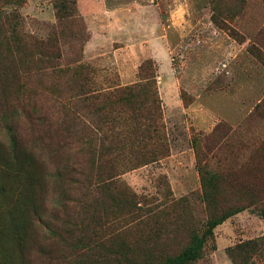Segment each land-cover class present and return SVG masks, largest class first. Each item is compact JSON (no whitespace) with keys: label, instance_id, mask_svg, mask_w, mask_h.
Segmentation results:
<instances>
[{"label":"rangeland","instance_id":"rangeland-1","mask_svg":"<svg viewBox=\"0 0 264 264\" xmlns=\"http://www.w3.org/2000/svg\"><path fill=\"white\" fill-rule=\"evenodd\" d=\"M60 3L0 0V264H264V0Z\"/></svg>","mask_w":264,"mask_h":264},{"label":"trees","instance_id":"trees-1","mask_svg":"<svg viewBox=\"0 0 264 264\" xmlns=\"http://www.w3.org/2000/svg\"><path fill=\"white\" fill-rule=\"evenodd\" d=\"M70 4V6L68 7V15L72 16L74 15L75 12V0H61L60 5L57 7V11H56V15L58 18H64L65 17V12H66V4ZM258 55V54H256ZM259 58H264L263 56H261L260 54L258 55ZM156 101V99H153V102ZM153 109L155 110V107H153ZM146 125V124H145ZM145 125H135V128H141V131L143 130V126ZM148 126V125H146ZM133 128V126H132ZM133 128V129H135ZM145 130V128H144ZM131 158V157H130ZM156 155H152V156H144L141 155L137 158H133V159H124L122 166L124 168H134L136 167L139 163H148L150 161H154L156 160ZM137 160V161H136ZM113 162H111L106 168H107V172H112L111 170H113V168L116 166V161L112 160ZM202 178V186H203V190L206 191V186L210 185L212 182V176L210 175L209 180H205L204 176H201ZM206 195V193H205ZM241 207H237L235 209L232 210H228V211H220V213L218 215L215 216V214H212V218L210 219V221L208 222V227L205 231L206 233L211 232V229L218 223H220L223 219H225L226 217L230 216L232 213L236 212L237 210H239ZM213 219V220H212ZM203 245V238L199 239L198 243L194 244L186 253L185 258L188 260L189 259H194L198 254H199V250L201 248V246ZM152 264V263H151ZM156 264H167V260L163 261V260H159Z\"/></svg>","mask_w":264,"mask_h":264}]
</instances>
